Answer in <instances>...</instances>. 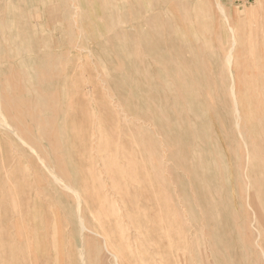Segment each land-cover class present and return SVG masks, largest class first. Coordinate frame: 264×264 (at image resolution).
Here are the masks:
<instances>
[{
  "label": "rangeland",
  "instance_id": "rangeland-1",
  "mask_svg": "<svg viewBox=\"0 0 264 264\" xmlns=\"http://www.w3.org/2000/svg\"><path fill=\"white\" fill-rule=\"evenodd\" d=\"M0 60V264H264V0H0Z\"/></svg>",
  "mask_w": 264,
  "mask_h": 264
},
{
  "label": "bare ground",
  "instance_id": "bare-ground-1",
  "mask_svg": "<svg viewBox=\"0 0 264 264\" xmlns=\"http://www.w3.org/2000/svg\"><path fill=\"white\" fill-rule=\"evenodd\" d=\"M47 1V0H46ZM198 2V1H197ZM64 3H66V2H64ZM193 5H199L198 3H191L190 1H183V3L180 1L179 3H177V6H179L180 8H182L183 10H185V11H189V10H192V9H195L194 7L195 6H193ZM64 6V5H63ZM67 8V7H66ZM39 12V11H38ZM76 12V11H75ZM32 14V13H31ZM41 14V13H40ZM23 16V15H22ZM75 16H76V14H75ZM24 17V16H23ZM69 17V16H68ZM161 17V16H160ZM58 19H59V17H57ZM69 18H72V17H69ZM22 19V18H21ZM24 19V18H23ZM67 19V18H66ZM156 21L157 20V17H153V19L151 20V21ZM5 21V20H4ZM64 21H66V20H64ZM53 22H54V20H53ZM68 22V21H67ZM70 22V21H69ZM68 22V23H69ZM74 22V21H73ZM153 24V23H152ZM70 25V24H69ZM73 35H74V33H73ZM178 36H180V34L178 33L177 34ZM234 45H235V43H234ZM232 48H233V46H232ZM188 49V48H187ZM231 50V49H230ZM229 50V51H230ZM230 53H231V51H230ZM229 53V54H230ZM254 53V52H253ZM228 54V55H229ZM230 56V55H229ZM226 59H227V57H226ZM1 61V60H0ZM226 62H227V65H229V67H230V69H229V73H230V78H231V80H232V83H230V90H231V93H232V95H233V89H234V77H233V74H232V63H233V60L231 59V57H228V59L226 60ZM9 63H11V62H9ZM11 66V65H10ZM252 77H250V79H251ZM71 80V79H70ZM252 80V79H251ZM106 81H107V79H106ZM62 93V92H61ZM171 94H172V92H171ZM80 95V94H79ZM84 96V95H83ZM62 97V96H61ZM237 102H235V108H237ZM257 112H258V114H260L262 111H258L257 110ZM237 113H239V109L237 108L236 109V111H235V114H237ZM238 115V114H237ZM236 115V116H237ZM238 117V116H237ZM238 124V123H237ZM236 124V125H237ZM1 125V124H0ZM236 125H235V127H236ZM0 127H2V126H0ZM238 127V126H237ZM4 129V128H3ZM5 130V129H4ZM88 131V130H87ZM66 132V131H65ZM263 134H264V128H263V132H262ZM15 138H17L16 136H15ZM18 139V138H17ZM23 143V142H22ZM24 144V143H23ZM24 146V145H23ZM93 171V170H92ZM248 182V181H247ZM105 197V196H104ZM103 199V198H102ZM104 200V199H103ZM108 201V200H107ZM110 202V201H109ZM110 205H112V203H110ZM115 212V211H114ZM113 213V212H112ZM202 237V236H201ZM182 259V258H181ZM181 259H179L180 261H182ZM143 264V263H142Z\"/></svg>",
  "mask_w": 264,
  "mask_h": 264
}]
</instances>
